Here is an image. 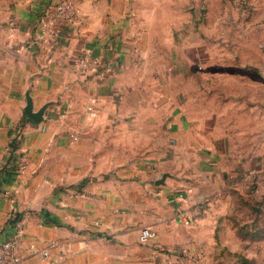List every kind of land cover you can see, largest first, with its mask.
I'll use <instances>...</instances> for the list:
<instances>
[{
  "label": "crops",
  "instance_id": "crops-1",
  "mask_svg": "<svg viewBox=\"0 0 264 264\" xmlns=\"http://www.w3.org/2000/svg\"><path fill=\"white\" fill-rule=\"evenodd\" d=\"M56 1L0 0V242L17 237L14 264H143L142 227L173 240L177 212L201 197L196 182L236 180L263 150L264 80L255 92L251 78H224L241 91L211 110L202 90L196 112L170 77L141 76L112 8L76 5L77 22L38 39L37 18ZM82 51L100 63L92 72L74 64ZM26 94L34 111L47 105L40 124L23 111Z\"/></svg>",
  "mask_w": 264,
  "mask_h": 264
},
{
  "label": "rangeland",
  "instance_id": "rangeland-1",
  "mask_svg": "<svg viewBox=\"0 0 264 264\" xmlns=\"http://www.w3.org/2000/svg\"><path fill=\"white\" fill-rule=\"evenodd\" d=\"M72 1L85 11L119 13L117 23L144 66L141 76L170 77L176 95L184 90L196 112L204 100L199 94L215 110V99L241 91L224 78L248 77L255 92L262 88L264 0ZM246 161L236 166V180L196 182L199 201L181 210L189 224L177 221L173 240H156L162 252L143 246V264H264V148Z\"/></svg>",
  "mask_w": 264,
  "mask_h": 264
},
{
  "label": "built area",
  "instance_id": "built-area-1",
  "mask_svg": "<svg viewBox=\"0 0 264 264\" xmlns=\"http://www.w3.org/2000/svg\"><path fill=\"white\" fill-rule=\"evenodd\" d=\"M79 19V13L76 5L72 0H58L56 2L48 3L40 13L36 21L37 38H52L57 32V26L63 22L75 23ZM76 68L81 73L92 72L100 63L94 59L89 52L82 51L75 58L74 62ZM89 115L93 117L94 111L88 108ZM21 135V129L16 132V137ZM27 164L26 158L23 156L17 157L13 162L14 171L19 173L24 170ZM178 221L183 224H189V218L183 211L177 212ZM156 233L150 227H142L138 234V243L146 247H154L157 251L162 252L163 249L156 242ZM55 242H51L49 247L55 246ZM31 251L36 250L34 243L29 244ZM19 242L16 236L7 238L0 242V264H14L19 261L18 257ZM42 258L49 257L48 247L42 248L38 251Z\"/></svg>",
  "mask_w": 264,
  "mask_h": 264
},
{
  "label": "water",
  "instance_id": "water-1",
  "mask_svg": "<svg viewBox=\"0 0 264 264\" xmlns=\"http://www.w3.org/2000/svg\"><path fill=\"white\" fill-rule=\"evenodd\" d=\"M47 105L42 106L39 110H33L32 99L29 94H26V104L24 106V113L27 117L35 124H40L43 120V114ZM166 178V174L161 175V178L155 182L156 185H160L164 183V179Z\"/></svg>",
  "mask_w": 264,
  "mask_h": 264
}]
</instances>
